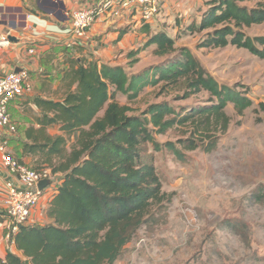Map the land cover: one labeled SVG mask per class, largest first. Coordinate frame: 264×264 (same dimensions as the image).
I'll return each mask as SVG.
<instances>
[{
    "label": "trees",
    "instance_id": "16d2710c",
    "mask_svg": "<svg viewBox=\"0 0 264 264\" xmlns=\"http://www.w3.org/2000/svg\"><path fill=\"white\" fill-rule=\"evenodd\" d=\"M241 1L207 0L201 18L180 30L205 32L200 48L234 45L264 58V36L244 31L264 23V3L250 8ZM142 23L145 46H154L163 61L134 73L94 59L73 62L63 78L69 87L63 100L44 102L53 114L44 123L60 125L62 134L43 135L40 143L27 146L40 154L39 168L61 174V181L47 208L50 221L23 224L11 239L22 255L8 251L0 264H114L137 229L171 200L144 144L166 148L181 160L183 150L210 153L228 131L227 105L239 115L253 106L246 91L219 83L189 48H176L165 28L152 31L150 21ZM178 84L186 97L207 92L209 104L178 112L168 102H156L136 115L117 100L119 92L133 99L147 87ZM177 125L191 128L190 136L178 140L181 147L157 141L156 134Z\"/></svg>",
    "mask_w": 264,
    "mask_h": 264
},
{
    "label": "rangeland",
    "instance_id": "374dc122",
    "mask_svg": "<svg viewBox=\"0 0 264 264\" xmlns=\"http://www.w3.org/2000/svg\"><path fill=\"white\" fill-rule=\"evenodd\" d=\"M171 1L160 2L154 24L164 25L168 34L176 37V48H189L219 83L239 86L254 103L243 115L232 103L227 105L225 110L231 118L228 131L210 153L201 148L183 150L185 158L181 160L166 148L157 151L150 143L144 144L163 190L172 194L171 200L137 229L114 264H264V58L234 45L198 47L206 33L180 29L188 20H199L207 0L198 7H181L184 13L180 17ZM240 3L252 8L264 0ZM244 31L250 36H264V23ZM144 34L133 49L111 60L133 73L163 61L164 57L154 53V46H145ZM136 50L139 53L130 57ZM117 100L130 106L131 114L142 115L156 102H168L178 112H187L209 104L210 95L201 91L186 97L181 84L157 85L145 88L133 99L119 92ZM190 129L177 125L156 134V139L181 147L178 140L190 136Z\"/></svg>",
    "mask_w": 264,
    "mask_h": 264
},
{
    "label": "crops",
    "instance_id": "0c3cea01",
    "mask_svg": "<svg viewBox=\"0 0 264 264\" xmlns=\"http://www.w3.org/2000/svg\"><path fill=\"white\" fill-rule=\"evenodd\" d=\"M201 1L172 0V9L180 17L184 13L181 7H198ZM92 4L100 5L101 0H0V35L8 34L10 38L8 45L0 46V75L26 70L32 84L30 92L11 102L10 112L17 124V133L10 139L8 149L15 158L34 168L44 163H41L40 154L29 152L27 145L40 143L43 135L62 134L60 125L44 123L46 116L53 115L46 110L44 102L63 100L69 89L63 78L73 62L94 59L99 64L123 66L113 62L111 57L133 49L145 32L140 12L133 9L134 6H123L122 0H117L89 26L84 38L75 37L72 13ZM176 5L180 8H176ZM205 9H202L203 12ZM150 22L152 31L166 29L164 25ZM132 30L134 35L139 36L138 39L133 38L134 35L131 37ZM144 35L147 37V33ZM2 158L3 153L0 152V258L5 259L8 251L22 254L6 236L7 219L3 208L8 193L6 182L12 177L4 167ZM60 176L54 175L52 185L43 191L39 204L33 208L26 224L43 225L50 221L47 208L61 181Z\"/></svg>",
    "mask_w": 264,
    "mask_h": 264
},
{
    "label": "built area",
    "instance_id": "2783aa9c",
    "mask_svg": "<svg viewBox=\"0 0 264 264\" xmlns=\"http://www.w3.org/2000/svg\"><path fill=\"white\" fill-rule=\"evenodd\" d=\"M117 0H101L100 5L88 6L72 13V32L77 38H84L87 29L109 6ZM162 0H122V5L140 12L141 19L151 21L158 11ZM8 34L0 35V46L8 45ZM32 84L29 72L26 70L11 71L0 75V152L3 153V165L11 175L8 180L3 214L7 219V238L12 239L20 226L26 224L34 207L39 204L43 191L49 188L54 180L50 168H34L15 158L9 151V141L17 133V124L13 120L10 105L16 98L30 92ZM42 180H50V185L43 190L39 188Z\"/></svg>",
    "mask_w": 264,
    "mask_h": 264
},
{
    "label": "water",
    "instance_id": "95a60500",
    "mask_svg": "<svg viewBox=\"0 0 264 264\" xmlns=\"http://www.w3.org/2000/svg\"><path fill=\"white\" fill-rule=\"evenodd\" d=\"M18 72V71H17ZM50 180H42L40 183H39V188L41 190H43L45 187H47L48 185H50ZM22 227V225L20 226V228Z\"/></svg>",
    "mask_w": 264,
    "mask_h": 264
}]
</instances>
